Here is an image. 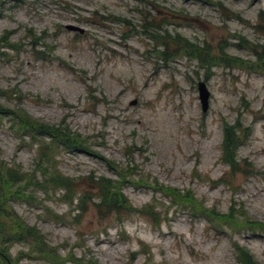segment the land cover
<instances>
[{"label": "rangeland", "instance_id": "374dc122", "mask_svg": "<svg viewBox=\"0 0 264 264\" xmlns=\"http://www.w3.org/2000/svg\"><path fill=\"white\" fill-rule=\"evenodd\" d=\"M1 1L0 38L10 32L13 49L0 51V106L66 127L91 154L23 140L0 119V178L13 171L41 182L51 167L74 186L70 195L29 188V201L12 196L20 184L7 188L0 215L35 230L57 264H240L235 247L264 264V232L245 227L264 224V65L254 55L264 49V0H204L222 11L184 0ZM30 32L41 39L37 49ZM176 37L219 54L220 64L179 55L168 41ZM166 41L167 61L158 54ZM199 83L209 93L206 113ZM226 127L241 142L234 167L225 164ZM43 145L50 165L36 167ZM97 179L118 183L144 216H98ZM159 188L191 194L207 212L231 217L232 227L175 206ZM83 193L93 201L81 212ZM5 261L53 264L28 242L0 243Z\"/></svg>", "mask_w": 264, "mask_h": 264}, {"label": "trees", "instance_id": "16d2710c", "mask_svg": "<svg viewBox=\"0 0 264 264\" xmlns=\"http://www.w3.org/2000/svg\"><path fill=\"white\" fill-rule=\"evenodd\" d=\"M184 1H194V2H204L208 3L206 5L210 6V2L204 0H184ZM3 2L0 0V9L2 8ZM214 8L219 11H222L223 6L220 3H216L215 5L211 4ZM148 25V24H147ZM151 25V24H149ZM158 28V26H157ZM264 34V32H263ZM11 33L7 32L4 34L2 38H0V51L2 49L11 50L13 49L12 43L9 42V37ZM29 37L32 39V48L37 49L40 44L41 39L30 32ZM164 39V38H163ZM169 39V38H168ZM173 44L177 45V53L179 55L186 56L190 59H195L202 65L215 66L216 64H220V57L217 55H211V50L206 49V47H202L199 49L193 45H190L188 42H185L183 39L176 37L175 40H168ZM170 42H165L164 51L158 53L160 58H164L166 61L169 59L170 54L168 53V47ZM261 52H257L254 54L257 61L258 67H261V64L264 65V49H261ZM44 55V54H43ZM3 94V93H1ZM10 119L11 125H13V131L20 138L28 139L31 143L37 142L38 144H42V140H49L51 143H57L58 146H61L64 150L81 155H90L89 149H87V141L84 140L81 136L72 133L66 127L62 130H57L55 128H50L47 125L39 123L31 119L28 115L20 110H15L13 112H9L7 109H3L0 106V119ZM240 139L235 135V129L226 127L224 131V159L225 164L229 165V167H234L235 164V156L234 153L240 145ZM50 153L49 148L45 145L39 151L38 162L36 161V167H39L40 164L45 163L46 166L50 165V159L48 154ZM51 172L47 176L46 171H41L44 178V181L41 182H33V178L24 180L22 175L17 172L10 171L7 174V177L0 178V201L6 203L8 201V193L5 189H10V187H15L20 184L21 195L16 196L12 195L17 200H28L27 190L32 188L34 190L43 191L44 189H58L64 191L68 195H70L74 186L73 183L67 179L61 178L56 169H52L49 167ZM112 170L116 169L112 167ZM36 172V171H35ZM116 172V171H115ZM33 176V175H32ZM27 181V186L22 189L21 187ZM92 189L95 190L97 194L94 196L97 198V204L93 205L98 216L102 218H109L111 216H120L122 213H136L140 216H144L146 212L138 213L132 209L128 200L121 194L120 187H118V183H114L110 180L97 179L92 180ZM144 188H149L148 185H141ZM152 189H157L156 186L150 187ZM166 194L165 197L171 196L173 203L177 207H181L187 212H196L201 213L203 216L207 218L215 219L221 224H226L229 227H232L230 222L231 217L227 216H214L213 214L207 212L202 204L198 205L193 196L191 194H186L180 196L177 192L170 189H161ZM157 190V191H159ZM90 193V192H89ZM93 201L92 196L89 194H81L79 198V211L83 212V206L87 207L86 201ZM192 209V210H191ZM6 214V215H4ZM151 218H154L153 214L147 213ZM233 216V215H232ZM6 221H4V220ZM8 219V220H7ZM0 222L5 223L4 226L0 224V243L4 246L8 244H22L23 242H28L33 245L35 250L42 255L45 259H48L49 262L53 264H57L58 258H52L53 250H48L47 246L42 242L43 238L33 229H28L22 224L17 216L11 213L4 212L2 216L0 215ZM11 223V226H10ZM245 227L255 228L261 232H264V224L254 223L251 224L246 222ZM250 230V229H249ZM235 252L237 254V259L240 264H256L253 261V258L248 254L247 251L235 247ZM4 253V252H2ZM2 259L5 260L3 255ZM56 257V256H55ZM6 262V261H5ZM9 262V261H8ZM7 263V262H6ZM5 263V264H6ZM8 264V263H7Z\"/></svg>", "mask_w": 264, "mask_h": 264}, {"label": "water", "instance_id": "95a60500", "mask_svg": "<svg viewBox=\"0 0 264 264\" xmlns=\"http://www.w3.org/2000/svg\"><path fill=\"white\" fill-rule=\"evenodd\" d=\"M65 30L71 33H79L80 35H83L82 30L72 26L65 27ZM197 93H198V99L201 105L202 113H206L209 107V93L204 83H199L197 85Z\"/></svg>", "mask_w": 264, "mask_h": 264}]
</instances>
